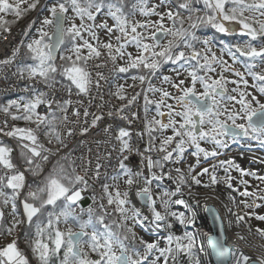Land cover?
I'll list each match as a JSON object with an SVG mask.
<instances>
[{"label":"snow or ice","instance_id":"obj_1","mask_svg":"<svg viewBox=\"0 0 264 264\" xmlns=\"http://www.w3.org/2000/svg\"><path fill=\"white\" fill-rule=\"evenodd\" d=\"M39 4L40 0H0V14L22 18ZM46 8L38 38L21 40L0 59V77L9 79L7 70L14 68L10 75L25 82L22 91L27 94L0 105V135L15 140L19 148L14 157L16 149L0 142V237L12 238L0 246V264H204L197 251L198 236L172 231L175 223H196L194 215L172 210L173 205L188 207L179 198L182 188L191 194L192 185L202 183L198 177L207 174L210 184L203 187L223 179L228 189L245 198L240 201L244 208L264 206L258 203L264 201V188L257 185L249 191L251 185L244 179L239 181L244 190L234 188L229 169L261 184L264 175L246 171L231 159L220 161L223 178L216 175V164L211 171L205 167L193 175L201 157H218L229 139L254 140L264 148V0H51ZM7 24L0 16V32L10 31ZM233 25L248 39L225 46L219 56L208 39L197 35L202 27L228 34ZM167 64L175 66V79L159 78L172 91L153 84ZM109 65L115 76L136 70L127 87H137V81L142 86L132 95L124 84L107 93L122 102L107 111V117L129 125L139 118L131 109L143 98V131L137 135H147L148 144L143 152L136 150L141 157L136 169L125 163L134 151L132 133L112 124L101 128L95 163L81 156L77 164L70 153L60 155L68 147L66 140L77 132L86 135L104 121L103 109L110 101H105L103 88L109 78L101 69ZM97 99L99 111L92 112ZM42 106L44 114L39 111ZM9 120L25 126L10 125ZM153 152L158 159H153ZM113 153L114 166L102 162H110ZM185 153L196 158V165L175 167L173 178L165 166L181 164ZM29 175L34 178L31 183ZM166 177L176 183L174 191L161 187ZM85 193H90L87 207ZM133 193L141 207L133 203ZM227 199L236 204L235 196ZM225 208L232 212L228 205ZM246 216L264 221V215L252 211L236 214L237 225L246 222ZM24 224L28 229L22 250L18 232ZM137 228L150 232L152 239L139 235ZM248 231L264 240V228ZM238 238L245 240L239 234ZM211 243L209 256L215 255L216 264H264V251L253 259L226 248L219 238ZM252 247L264 250V244Z\"/></svg>","mask_w":264,"mask_h":264},{"label":"built area","instance_id":"obj_2","mask_svg":"<svg viewBox=\"0 0 264 264\" xmlns=\"http://www.w3.org/2000/svg\"><path fill=\"white\" fill-rule=\"evenodd\" d=\"M10 31L8 32H0V59L6 58L8 55H10L11 51L18 46L19 42L24 39L25 33H26V28L24 22L18 24L17 26L14 27H9ZM102 38H104L102 36ZM130 51V48L128 49ZM123 63V62H121ZM111 65H109L105 69H101V71L104 72L105 76L109 78V83L104 85L103 88V93H104V99L105 101H110V103L105 104L103 112L105 114V119L103 122H101L97 128L95 129H90V131L86 135H79L75 134L72 138L66 140V143L68 144V147L63 149L60 155H64L66 153L71 154V158L73 160H76L77 164L80 163L79 157L84 156L85 158H92L93 163H95V154L98 151L97 146H96V141L103 140V135L101 133V128L107 126L108 124H112L113 128H116L117 126L119 127H124L127 130H129L132 133V138L130 143L133 146V153L129 156V160L126 161L125 163L129 166L132 167L133 169H136L140 165V160L141 157L137 154V151L143 152L144 148L147 147L148 144V137L147 135H144L142 138L137 135V133H140L143 131V98H141L137 101V103L132 107V111H135L138 113L139 118L136 119L131 125H129L126 121H121L119 118H109L107 117L106 113L109 110H113V106H119L122 102L116 100L114 97H109L107 93L109 91H115V85L117 84H126L123 80L119 79L117 76L111 74ZM9 73V79L5 80L3 77H0V99L3 97H9V96H15L19 94H26L22 91L23 87L25 86L24 81H17L15 77L11 76L10 73L14 71L13 69H8L7 70ZM153 84L156 86V82L153 81ZM128 85H125L127 87ZM141 87L139 85V82L137 84V87L131 88L129 87L127 89V94L132 95L135 92H140ZM92 95L95 96L96 92L93 90ZM85 102H87L88 98H84ZM101 103L98 99L93 102V106L91 107L90 111L92 112H97L99 111L96 108V104ZM41 114H44L45 109L43 106L41 109H39ZM127 111V110H126ZM3 121H4V116L2 113H0V126H3ZM10 125L15 124L16 122H12L11 120L8 121ZM0 139L4 142H10L12 139L5 137L3 135H0ZM88 148H92V153H88ZM99 151H103V148H100ZM15 155V152H14ZM153 159H158L159 156L157 153L153 152L151 153ZM188 160H191V158H188ZM104 163H110L111 166H114L116 164V159H115V153H113V159L108 162V161H102ZM109 166L107 171L112 172V167ZM156 171H159V169H155ZM169 170H172V176L175 178V172L173 171V166L172 163H168L165 166V172H168ZM145 173L147 174V169H144ZM29 179V177H28ZM176 183L173 182V180L167 179V177L164 179V181L161 184V187L163 189L167 188L170 191H174L176 188ZM97 191H99V186L97 185ZM90 195V193H85L86 199L84 201L83 206L87 207V204L91 203L90 199H87V197ZM133 203L136 204L137 207L141 206L140 201L135 197L134 193L131 195ZM200 208H197L194 210L192 213H189L190 216L194 215L195 216V225L192 226L193 231L196 232V235L198 236V239L202 240L204 239L207 235V224L206 220L203 218L202 211H200ZM180 228V229H179ZM179 234L183 235L186 230L185 228L178 227L176 229ZM22 234V230L20 229L18 232V238L20 242V237ZM12 238H8L6 240H1L0 241V246L5 245L7 242H9Z\"/></svg>","mask_w":264,"mask_h":264},{"label":"rangeland","instance_id":"obj_3","mask_svg":"<svg viewBox=\"0 0 264 264\" xmlns=\"http://www.w3.org/2000/svg\"><path fill=\"white\" fill-rule=\"evenodd\" d=\"M50 2H51V0H40V4L37 6V8L35 10H33V11H30L29 14L27 15V18L28 17L30 18L33 15V19L31 21H29V24L27 25L26 38L29 36L27 41H30L33 38H38L37 30L41 26V21L46 16H48V12H47L46 6L49 5ZM25 7H26V5H23V4L21 5L22 11H23V9ZM0 16H2L3 18H7V19L16 18V16L14 14H11V13H3V14H0ZM137 18H139V17H137ZM23 20H21V21H23ZM77 23H78V21H77ZM108 23L111 25L113 22L111 20H109ZM231 27H233L234 31L230 32L229 35H231V34H239L240 33L238 27H236L235 25H233ZM48 31H51V29H48ZM202 39H208L211 42L213 51L216 52V54L218 56L221 54V50L225 48V46L224 47H219V46L215 45L211 41L210 37H203ZM241 42H244V40H240L239 42H232V44L241 43ZM135 51H136L135 48L132 47L131 52H133V54H135ZM224 59L229 60V63H231V60L229 59L227 54L224 55ZM163 70H164V72L166 74H162V75H169V76H172L175 79V66L174 67H170V68H166V69H163ZM181 78H183V77H181ZM159 82H160V86L159 87L169 88V86L167 84H161L160 78H158V83H156V87H158ZM169 90L172 91V89H170V88H169ZM152 114H154V111L150 112L149 115L151 116ZM228 145H229L228 148L220 150L222 152V154L219 155L218 158H216L217 160H215L213 162H210L209 164H205V165H204V163H202L201 166H198V167L195 168V172L193 173V175H195L196 173H199L205 167L209 168V170L211 171L212 170V165L216 164L217 165L216 175L218 176V178H223L226 175V173L224 172V169L222 167H219V164H220V161H227L229 159L233 160L236 164H238L242 168V165L240 164V161L237 158L238 156L235 155V154H238L235 151V149H239V151H242V152H244L246 154H254V153H261V152L264 153V148H261L259 146V144L256 141H254V140L240 139L237 143H233L229 139L228 140ZM202 147H205V148H208L209 150H211L213 148V145L202 143ZM192 150L193 149H190L189 151H192ZM188 158H191V160H188ZM202 160H203V157H201L200 162ZM260 162H262V161H260ZM173 165H174V168L175 167H181L183 170H186L189 165H193V166L196 165V158L191 156V155H189L188 153H185V160L179 165H175V164H173ZM257 166L258 167H257L256 170H250V171H254L258 175H264V163H260L259 164V162H258ZM224 167H227V165L225 164ZM242 169H244V168H242ZM229 173L233 177V180L231 182H232L234 188H238L241 191L244 190L243 186L239 183V181L241 179L247 180L249 182V185H251V187L248 188L249 191L256 190V186L257 185H259L260 188H264V184H261L260 181L254 179L251 176L241 177L240 173L238 171H236L235 169H229ZM198 178L202 181V183L199 186L192 185L191 192H194V191H214L215 190L214 185L209 187V188L203 187L204 184H210V179H209V176L207 174L203 175V176H200ZM216 185H217V187H222L224 189H228L227 185L224 183L223 179H220V182H218ZM122 188H123V186H122ZM228 190L231 191V193H232L231 195L235 196L236 204H237V206H239V209L242 211V213L245 214V213H251L252 211H255L256 214L264 215V206H262L260 208H257L255 210L244 208V205L242 203H240V201L245 199V198L240 197L237 192H232L231 189H228ZM182 195H184L186 197H187V195H189V190H188L187 187L182 188ZM182 195H179V197L182 196ZM188 198L190 200V203H188V207L193 206V205L198 204V203H201L200 201H198L200 199L199 196H192L191 197L189 195ZM250 199L251 198H249V200ZM258 203H261L262 205H264V201H258ZM188 207L186 208V210L188 209ZM22 212H23V210H22ZM183 212H184L185 215H187L185 211H183ZM8 219H10V217H8ZM247 219L251 223L252 227H254L253 229H256L257 227L264 228V221H258V220L255 219L254 216L251 219H249L247 217ZM180 226H183V225H180L179 223H175L172 231L174 229H178V227H180ZM22 228H23V225L20 227V229L22 230ZM137 232H138L139 235L144 236L146 239H152L151 233L143 231V230H141L139 228H137ZM262 241L264 242V240H262ZM19 246H20V248L22 250L26 249V244H25L24 240L22 239V237H20ZM197 251H198V246H197ZM29 255H30V253H29ZM199 256L201 257V255H199ZM33 264H35V262H33Z\"/></svg>","mask_w":264,"mask_h":264},{"label":"bare ground","instance_id":"obj_4","mask_svg":"<svg viewBox=\"0 0 264 264\" xmlns=\"http://www.w3.org/2000/svg\"><path fill=\"white\" fill-rule=\"evenodd\" d=\"M235 151L238 154H235L238 156V160L240 161V164L242 165V168H244L247 171L250 170H256L257 164L264 163L260 161H264V153H254V154H246L242 151H239V149H235ZM215 190L214 191H194L189 194L192 196H199L200 199L198 201H202V203L213 205L216 210L218 211L220 215V220L222 222L223 231L226 236V241H228L229 244L235 246V249H239L240 251L244 252L246 255H249L253 259L256 258V256L260 255L262 249L259 247H252V245H261L264 244V242L259 238L258 235L250 234L248 229L249 227L252 228L253 233L255 229L252 227L251 223L246 217V222H242L239 225L236 223V214L239 215H245L242 213V211L239 209V206L237 204H233L230 201H228L227 197L229 194H232L231 191L228 189H224L222 187H217V185H214ZM189 195L180 196L179 198H182L186 201L187 205L190 203ZM177 197H173V199H176ZM225 205H228L229 208L232 209V212L230 213L227 208H225ZM141 207V206H139ZM186 208L182 205H173L172 210L176 211L177 213L184 211ZM143 210V209H142ZM191 210V209H190ZM177 230H173V232L176 235H180L179 233H176ZM150 233V232H148ZM238 234L245 237V240H240L238 238ZM202 262L204 264H210L208 255H206L205 252L202 253Z\"/></svg>","mask_w":264,"mask_h":264},{"label":"trees","instance_id":"obj_5","mask_svg":"<svg viewBox=\"0 0 264 264\" xmlns=\"http://www.w3.org/2000/svg\"><path fill=\"white\" fill-rule=\"evenodd\" d=\"M199 7V5H197ZM29 14V12H27L26 14H24L22 16V18H19V17H16V18H12V19H7V18H3L4 20H6L8 22L7 26H14L16 25L17 23H19L21 20L27 18V15ZM33 19V16L29 19V21H31ZM230 33L228 34H224V33H218L216 32L214 29H212L211 27H202L198 30L197 32V35L200 36V38L202 39L203 37H210L211 38V41L219 46V47H224V46H231L233 45L232 42L234 39H236L238 42L240 40H244L246 41L248 38L247 37H244V36H241L240 33L239 34H231L229 35ZM30 62V61H29ZM57 63H61V61L59 59H57ZM169 66H174V65H171V64H167V65H164L162 68L164 67H169ZM134 74H138L136 72V70H131L129 73L127 74H121L123 77H127V76H132ZM27 96V94L25 95H22L20 98L17 99V101H19L22 97H25ZM12 100H16L14 97H8V98H3L0 100V105H4L6 103H8L9 101H12ZM154 110V109H153ZM16 125L17 126H25L23 122H16ZM41 139L43 140V136H41ZM1 142V141H0ZM9 146H12L14 147L16 150H15V155L18 156L19 155V148L16 146V141L15 140H11L9 143H7ZM216 158V157H215ZM55 159L56 158H53V163H55ZM214 158H209L208 160H204L201 162V163H205L209 160H212ZM199 163V165L201 164ZM50 170V168L48 169ZM47 171V170H46ZM46 174V173H45ZM30 179H29V183H31L33 181V177L31 175H29ZM18 209L20 211V205H19V202H18ZM28 229V225L26 224V227H25V230H24V235H25V232L26 230Z\"/></svg>","mask_w":264,"mask_h":264},{"label":"water","instance_id":"obj_6","mask_svg":"<svg viewBox=\"0 0 264 264\" xmlns=\"http://www.w3.org/2000/svg\"><path fill=\"white\" fill-rule=\"evenodd\" d=\"M209 209H213L214 211H210ZM204 210L208 217L207 221H209V226L211 231V235L206 240L209 253L213 251L212 243H211L212 238H219L223 241L226 248L235 249V246L229 244L228 241H226V236L223 231L222 222L220 220L221 218L216 208L213 205L206 204ZM217 215L219 216V219L216 218ZM210 263L216 264V258L214 254L210 256Z\"/></svg>","mask_w":264,"mask_h":264}]
</instances>
